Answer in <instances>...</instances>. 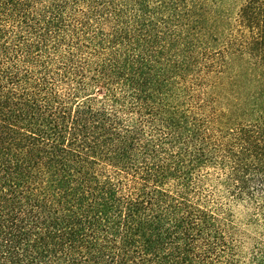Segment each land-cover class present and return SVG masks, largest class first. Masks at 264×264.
Instances as JSON below:
<instances>
[{"label":"trees","instance_id":"1","mask_svg":"<svg viewBox=\"0 0 264 264\" xmlns=\"http://www.w3.org/2000/svg\"><path fill=\"white\" fill-rule=\"evenodd\" d=\"M0 264H264V0H0Z\"/></svg>","mask_w":264,"mask_h":264},{"label":"rangeland","instance_id":"2","mask_svg":"<svg viewBox=\"0 0 264 264\" xmlns=\"http://www.w3.org/2000/svg\"><path fill=\"white\" fill-rule=\"evenodd\" d=\"M242 231H243V229H241ZM244 243H245V249L246 250H249L251 247H252V244L250 243L251 241H250V239L248 238V237H245L244 238Z\"/></svg>","mask_w":264,"mask_h":264}]
</instances>
